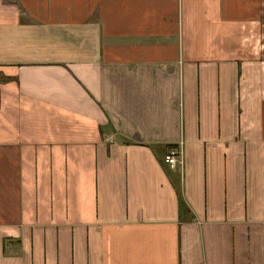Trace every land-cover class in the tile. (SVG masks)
Instances as JSON below:
<instances>
[{
  "label": "crops",
  "instance_id": "1",
  "mask_svg": "<svg viewBox=\"0 0 264 264\" xmlns=\"http://www.w3.org/2000/svg\"><path fill=\"white\" fill-rule=\"evenodd\" d=\"M0 264H264V0H0Z\"/></svg>",
  "mask_w": 264,
  "mask_h": 264
},
{
  "label": "built area",
  "instance_id": "2",
  "mask_svg": "<svg viewBox=\"0 0 264 264\" xmlns=\"http://www.w3.org/2000/svg\"><path fill=\"white\" fill-rule=\"evenodd\" d=\"M179 152L177 148L170 147L167 149L164 155V161L171 167H174L177 163H181V159H178Z\"/></svg>",
  "mask_w": 264,
  "mask_h": 264
},
{
  "label": "trees",
  "instance_id": "3",
  "mask_svg": "<svg viewBox=\"0 0 264 264\" xmlns=\"http://www.w3.org/2000/svg\"><path fill=\"white\" fill-rule=\"evenodd\" d=\"M170 146H172V145H170Z\"/></svg>",
  "mask_w": 264,
  "mask_h": 264
}]
</instances>
